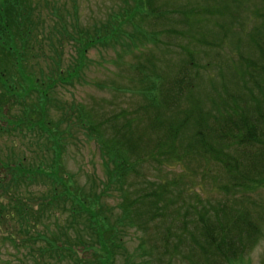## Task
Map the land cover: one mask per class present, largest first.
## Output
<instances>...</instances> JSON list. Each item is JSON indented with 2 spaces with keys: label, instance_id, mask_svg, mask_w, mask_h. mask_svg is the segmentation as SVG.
<instances>
[{
  "label": "trees",
  "instance_id": "1",
  "mask_svg": "<svg viewBox=\"0 0 264 264\" xmlns=\"http://www.w3.org/2000/svg\"><path fill=\"white\" fill-rule=\"evenodd\" d=\"M138 2L135 12L117 17V30L108 24L71 33L61 20L52 43L29 0H0V135L45 140L37 143L43 155L36 163L13 153L0 159V195L11 192L0 232L13 225L5 238L13 260L5 264H242L261 239L264 209L251 196L264 188V8L246 9L257 25L249 45L240 38L246 51L230 61L239 69L235 81L222 69L225 82L215 76L204 91L200 76L187 75L188 61L160 73L147 56L129 68V87H110L113 99L130 92L136 108L105 115L102 99L68 111L59 104L61 119H49L55 90L79 82L89 49L113 46L126 23L150 41L140 19L156 11L151 0ZM216 5L213 15L222 14ZM68 37L78 51L64 67L59 49ZM74 130L96 145L104 180L81 182L66 169V140ZM209 185L215 202L200 193ZM39 186L45 191H31ZM112 192L120 201L110 208L105 199ZM131 233L141 234L133 252Z\"/></svg>",
  "mask_w": 264,
  "mask_h": 264
},
{
  "label": "rangeland",
  "instance_id": "2",
  "mask_svg": "<svg viewBox=\"0 0 264 264\" xmlns=\"http://www.w3.org/2000/svg\"><path fill=\"white\" fill-rule=\"evenodd\" d=\"M29 2L35 9L33 12L35 23H43L45 34L49 31L52 32L50 36L52 43L55 42L54 36H58L56 32L62 23L67 25L71 33L75 31L92 33L95 28L108 24H112L117 30L116 25L119 23V21L116 22L117 17L135 12L139 6L138 0H29ZM216 2L217 0H151V7L156 13L152 19H148V17L140 19L142 30L150 36H147L150 41L142 42L141 38L137 36V32L126 23L120 28L118 27L121 39L119 38L113 46L110 44L107 47H98L97 45V48L89 49L86 54L87 67L79 82L66 90L61 88L55 90V96L52 98L58 103L54 107H49L51 109L49 119L53 123H57L61 119L62 112L57 111L59 104L65 105L67 108L65 111H68V107L72 104L90 107L102 99L99 104L105 115L122 107L124 109L136 108L137 99L132 98L130 92L126 95L118 94L119 98L113 99L114 90L112 91L110 87L115 86L114 89L121 85L129 87L127 77L129 68L135 67L137 61L143 60L147 56L153 58V65L160 73H166L167 65L174 66L172 63H175L182 66L184 63L181 62L188 61L187 75L194 80H196L195 77L200 76L204 81L201 83V88L204 91L208 89L210 80L215 76L217 83L218 81L222 84L225 82L221 75V73L223 74L222 69L226 70L230 82L235 81L239 69L236 66L237 63L233 65L230 61L236 57L239 58L238 54H243L246 51L245 48L241 49L243 43H240L242 41L240 38L247 44L250 43L249 30L254 29L257 25L255 20L250 19L246 9L264 8V0H218L217 5ZM215 5L222 14L213 15L212 11ZM142 11L147 13V9ZM189 11L194 15H190ZM61 20H63L62 23H60ZM137 20L139 21V18ZM56 29L57 31H55ZM72 38H64L66 42L63 43L62 50L59 49L60 45H57L62 53L64 67L76 58L78 51V46L76 47L77 44ZM46 39H43L44 50L48 56L54 58L56 54L49 50L50 41ZM214 43L220 44V49L214 47ZM57 54L60 53L57 52ZM40 67L45 74L48 73L47 62L43 61V66ZM231 87H234V84H231ZM114 96L117 95L114 94ZM65 127L68 128L66 124L62 125L60 130H65ZM21 130L25 131V127H22ZM44 141L42 138V141L39 142L45 143ZM66 141L68 142L64 153L66 169L75 174L81 182H84L87 176L95 175L99 180H104L96 145L86 141L82 133L76 135L75 130L73 136H69ZM39 142L27 135L25 139L15 134L14 136L0 135V159L6 162L7 156L9 158V155L13 153L17 156H25L27 164L28 162L36 163L43 155L39 150V144H37ZM148 169L146 174L150 179H154L156 173L152 168ZM164 173L166 176V171ZM31 191L40 194L45 191V187H33ZM200 193L204 200L215 202L219 198L211 191V185L206 186ZM10 195L11 192L6 197L3 193L0 195V211L7 207ZM114 195L116 194L112 192V196L105 199V204L110 208L116 207L120 201L118 195ZM253 196H251V200L258 205L261 204L264 209V188L259 189ZM2 214L5 213L2 212ZM12 227L13 225L10 223L6 230L2 229L0 232V264L13 260L11 257L14 252L11 249L12 245L8 240H5L7 234L12 231ZM261 228V239L242 264H264V214ZM140 238L141 234L131 233L129 235L127 239L129 252H133L138 247L141 242Z\"/></svg>",
  "mask_w": 264,
  "mask_h": 264
}]
</instances>
